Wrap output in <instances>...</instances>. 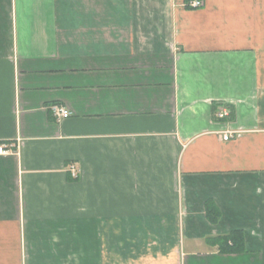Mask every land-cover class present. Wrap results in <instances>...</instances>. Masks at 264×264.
Returning a JSON list of instances; mask_svg holds the SVG:
<instances>
[{
    "label": "crops",
    "instance_id": "crops-1",
    "mask_svg": "<svg viewBox=\"0 0 264 264\" xmlns=\"http://www.w3.org/2000/svg\"><path fill=\"white\" fill-rule=\"evenodd\" d=\"M191 1L0 0V264H264V0Z\"/></svg>",
    "mask_w": 264,
    "mask_h": 264
},
{
    "label": "trees",
    "instance_id": "trees-1",
    "mask_svg": "<svg viewBox=\"0 0 264 264\" xmlns=\"http://www.w3.org/2000/svg\"><path fill=\"white\" fill-rule=\"evenodd\" d=\"M191 0H185L189 2ZM206 216L211 223H216L219 213L211 201H206ZM208 241L217 246L221 253H239L243 251V234L241 231H231L229 234L208 239Z\"/></svg>",
    "mask_w": 264,
    "mask_h": 264
},
{
    "label": "built area",
    "instance_id": "built-area-1",
    "mask_svg": "<svg viewBox=\"0 0 264 264\" xmlns=\"http://www.w3.org/2000/svg\"><path fill=\"white\" fill-rule=\"evenodd\" d=\"M189 6L192 7V8H199L202 6V2L200 0H193L189 3ZM228 108L223 106V105H220L217 109V113H216V118L221 120L223 119L224 117L227 116V113H228ZM50 111L55 119V121L57 123H59L60 121L64 120V119H67L69 116H70V113L69 111L65 108V107H62V106H59V105H53L50 107ZM230 133L226 132L223 136V140L226 141L228 138H229V135ZM17 151V148L15 145H12V144H2L0 145V155H12V154H15ZM69 172L71 173V175L76 178L78 172H77V169H75L74 166H71L69 168Z\"/></svg>",
    "mask_w": 264,
    "mask_h": 264
}]
</instances>
